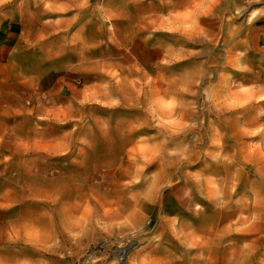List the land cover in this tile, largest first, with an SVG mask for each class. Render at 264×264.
Masks as SVG:
<instances>
[{
	"label": "clouds",
	"instance_id": "obj_1",
	"mask_svg": "<svg viewBox=\"0 0 264 264\" xmlns=\"http://www.w3.org/2000/svg\"><path fill=\"white\" fill-rule=\"evenodd\" d=\"M143 0H44L48 11L73 12L45 21L55 32H64L62 43L80 50L84 68L95 69V83L84 84L82 95L54 107L67 111L63 121L72 127L53 140L59 154L68 155L82 146H90L99 136L119 132L125 145L122 158L126 168L122 179L121 199L110 205L111 214L103 207L92 206L85 219L71 223L65 219L57 229L14 225L7 237L12 244L40 247L58 255H72L89 233L111 234L126 231L130 239L144 233L146 222L130 213L140 209L147 220L149 209L158 207L169 189L184 198V211L162 222L187 250L219 246L225 237L264 230V58L253 64L250 33L254 21L253 6L264 8L262 0H147V11L133 14L130 5ZM12 0H0V9ZM21 8L27 0H19ZM87 10V11H85ZM84 13V15H82ZM264 16V11L260 13ZM127 18L133 30L143 33L145 42L159 53L149 71L139 61L125 67L111 57L110 46L125 45L127 35L114 22ZM224 24L230 43L217 48L219 35L204 20ZM78 25L75 33L68 29ZM93 26L103 37L89 39L87 29ZM160 33L161 35H156ZM130 34V33H129ZM27 43V41H26ZM211 51V59L189 48ZM105 49L101 57H89L91 49ZM18 51V50H14ZM195 59L192 66L176 68L184 60ZM205 61H209L206 63ZM209 63H214L210 68ZM231 69V71H228ZM234 73H240L237 79ZM89 106L105 109L132 107L136 115L113 125L109 116ZM52 105L36 97V109L43 112ZM131 124V132L127 125ZM231 129V131H229ZM240 140L230 146L233 137ZM131 157V158H129ZM199 163L200 167H194ZM152 165H156L152 168ZM241 189L240 192L237 190ZM207 201L218 212L231 214L223 228L198 230L189 215L206 213L200 201ZM159 215H166L159 208ZM159 226V225H158ZM195 234V239L189 238ZM159 242L162 235L153 233ZM226 247L239 255L234 264H249L257 251L255 241L227 240ZM177 259H182L178 256ZM192 259H206L198 251ZM0 264H6L0 259ZM14 264H47L46 260L21 258ZM131 264H151L142 255ZM264 264V256L259 258Z\"/></svg>",
	"mask_w": 264,
	"mask_h": 264
},
{
	"label": "rangeland",
	"instance_id": "obj_2",
	"mask_svg": "<svg viewBox=\"0 0 264 264\" xmlns=\"http://www.w3.org/2000/svg\"><path fill=\"white\" fill-rule=\"evenodd\" d=\"M253 7L256 11L252 13L251 19L264 21V16L260 15L264 8L259 5ZM52 14L56 15L58 12L46 10L44 0H27L23 9L19 0H12L11 4L0 9V25L19 18L27 19L29 25H34L35 18L38 17L36 15L41 16L44 25H47L46 18H50ZM203 23L218 33L220 43L217 48L230 43L224 32L225 26L219 18L215 21L206 19ZM250 42L252 47L249 56L253 64H256L264 58V49L253 43L251 33ZM188 47L211 59V51L200 49L195 44H189ZM152 50L156 59L159 53L154 48ZM143 56L149 59L146 53ZM196 63L195 59H188L175 67L192 66ZM209 67L213 68L214 63H209ZM146 68L153 71L152 65H147ZM234 75L237 79L241 78L240 73ZM260 79L264 80V72L260 74ZM81 95L82 91H63L58 95H40L37 91H32L21 99L27 107L26 118L18 128L24 142L17 143L11 133L6 134L0 144V259L6 264H14L21 258L46 260L47 264H131L132 259L139 254L145 256L151 264H234L239 254L226 247L225 242L249 240L255 241L257 246L249 264H259V258L264 256V230L243 235L233 234L225 237L219 246L213 245L203 250L193 248L185 253L179 240L167 232L162 224H171L168 217L184 211V198L175 189L166 191L158 207L148 210L150 220H147L140 209L131 210L133 217L146 222L144 233L134 239H130L126 231L115 230L111 234L96 231L89 233L78 246H71L72 255L63 256L44 251L40 247L10 243L7 237L14 225L58 230L62 218L69 223L76 218L85 219L92 206L103 207L111 214L112 209L108 206L117 204L121 199V181L126 171L122 158L126 149L119 132L114 131L109 137L98 135L90 146H82L66 156L60 155L59 145L53 144V140L62 131L72 127L70 122H63L68 116L67 111L54 106L66 104ZM37 96L53 107L46 108L43 112L38 111ZM89 107L94 108L98 114L109 116L113 125L136 115V110L132 107L114 110ZM127 127L131 132L132 125L128 124ZM239 140V137L234 136L229 142L230 146H236ZM155 167L156 165H152V168ZM194 167L198 168L200 164L197 163ZM237 191L240 192L241 189ZM200 202L205 205L206 213L199 217L189 215L198 230L223 228L229 223L231 214L214 210L207 201ZM159 208L166 215H159ZM153 233L162 235V239L155 241ZM195 238L193 234L189 242ZM198 251H203L206 259H192ZM178 256L182 259H177Z\"/></svg>",
	"mask_w": 264,
	"mask_h": 264
},
{
	"label": "crops",
	"instance_id": "obj_3",
	"mask_svg": "<svg viewBox=\"0 0 264 264\" xmlns=\"http://www.w3.org/2000/svg\"><path fill=\"white\" fill-rule=\"evenodd\" d=\"M153 3H157V0H153ZM130 7L134 15L142 14L147 11V0ZM57 12L46 20L74 14L71 11ZM36 16L34 25H29L27 19L22 18L0 25V144L6 134L11 133L17 143L24 142L18 131L27 111L21 102L22 97L32 91L40 95L82 91L84 84L95 83L100 75L95 69L81 66V52L75 45H63L62 37L66 33L53 31L52 26L44 25L41 16ZM114 22L127 35L125 45L128 50L110 46L111 57L125 67L133 66L137 60L145 68L152 65L155 61L152 50L154 41L145 42L143 33L133 30L127 18H115ZM77 27L73 25L68 33H75ZM87 36L89 39L103 38L91 25L87 29ZM251 36L253 43L264 49L263 20L254 21ZM104 52L105 49L101 47L89 50L87 55L101 57ZM145 53L150 56L149 59L143 56Z\"/></svg>",
	"mask_w": 264,
	"mask_h": 264
}]
</instances>
